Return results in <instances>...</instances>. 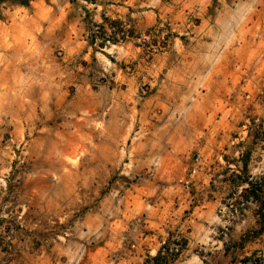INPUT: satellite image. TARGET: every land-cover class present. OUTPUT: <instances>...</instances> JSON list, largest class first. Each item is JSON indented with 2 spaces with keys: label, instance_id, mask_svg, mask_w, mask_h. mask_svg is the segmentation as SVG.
Segmentation results:
<instances>
[{
  "label": "rangeland",
  "instance_id": "rangeland-1",
  "mask_svg": "<svg viewBox=\"0 0 264 264\" xmlns=\"http://www.w3.org/2000/svg\"><path fill=\"white\" fill-rule=\"evenodd\" d=\"M190 1L209 24L221 5L241 16V35L199 39L193 11L183 25L170 20L191 8L182 0H0V219L44 229L53 218L54 233L86 219L78 228L94 223L104 241L111 224L126 237L183 191L192 204L214 194L224 220L242 218L249 201L260 206L243 197L246 184L223 181L264 175V0ZM197 40L217 45L207 65L191 58ZM227 55L237 61L226 64ZM203 92L234 111L229 137L240 141L224 160L233 168V152L249 151L246 175L227 177L220 159L209 176L182 175L198 151L172 153L160 140L166 127L193 121ZM231 200L239 213L221 211ZM169 237L162 253L174 260L179 250L168 251L181 243ZM256 245L242 264H264V237Z\"/></svg>",
  "mask_w": 264,
  "mask_h": 264
},
{
  "label": "crops",
  "instance_id": "crops-1",
  "mask_svg": "<svg viewBox=\"0 0 264 264\" xmlns=\"http://www.w3.org/2000/svg\"><path fill=\"white\" fill-rule=\"evenodd\" d=\"M186 3L191 8L184 10L186 16L184 15L183 20L178 24L174 19L175 15L170 20L177 25H183L187 14L193 11L200 18L199 24L195 26L199 39L228 32H232V36L235 33L241 35V16L234 18V14L225 10V6L221 5L219 10L217 9L213 24H209L210 17L198 7H194L190 0H182V4ZM118 12L121 13L119 9L112 10V16H119L116 14ZM239 45L231 50H241L240 42ZM216 46L214 41L208 43L197 40L192 47L191 58L207 65L213 60L211 53L217 49ZM203 49H206V52ZM217 61L223 62L219 57L214 62ZM225 61L229 64L237 59L233 55H227ZM212 95L211 92H203L199 96L202 101H198L193 107V121H188L185 128L179 130L166 127L161 132L160 140L170 147L172 153L180 151L188 154L191 149L198 151L197 163H194L192 170L182 171V175L191 173L189 175L197 177L205 172V175L209 176L207 173L214 171L209 163L215 162L216 159L225 164L224 168L221 167V172H225L227 177L232 172L241 173L243 152L241 153L240 147L233 152V168H229V162L224 160V154L230 152L231 144L240 141L229 137L230 130L234 127V111L213 102ZM221 97L225 98V94L222 93ZM223 183L228 189L241 186V182L231 183L228 178H225ZM193 195L189 197L188 193L183 191L172 207L167 205L152 212L149 209L147 219L137 226L132 225L131 233L129 231L126 237H119L118 225L111 224L114 235L111 234L104 241L101 239V233L96 232L98 227L94 223L87 225L86 229L78 228L80 224L88 222L86 219L77 221L74 228H63L60 233H54L53 218H46L44 229H34L39 226L38 222L28 228L21 221L17 226L0 219V264H154L152 258L164 248L163 243H170L169 235L173 231L179 234L181 248L177 257L168 260L167 264H242L243 258L253 253L256 242L264 237V232L249 236L241 245L244 231L261 225L259 206L255 205L257 203L247 202L242 210V218L240 214L237 218L224 220L217 214L218 202L214 194L205 196L196 204L190 203ZM226 224L227 232L224 228ZM149 230L153 232L150 233ZM113 253L117 255L115 258Z\"/></svg>",
  "mask_w": 264,
  "mask_h": 264
},
{
  "label": "trees",
  "instance_id": "trees-1",
  "mask_svg": "<svg viewBox=\"0 0 264 264\" xmlns=\"http://www.w3.org/2000/svg\"><path fill=\"white\" fill-rule=\"evenodd\" d=\"M249 157V151H245L241 155V175L247 174V159ZM241 184H246L247 186L244 188L243 197L245 200H255L258 201L260 206L258 209L259 216H260V222L261 225L257 231V233H260L264 230V175L261 177H257L256 180H252L247 176L242 177L241 176ZM162 247L167 248V242H165ZM154 264H167V257L162 253V250H159V252L152 258Z\"/></svg>",
  "mask_w": 264,
  "mask_h": 264
},
{
  "label": "built area",
  "instance_id": "built-area-1",
  "mask_svg": "<svg viewBox=\"0 0 264 264\" xmlns=\"http://www.w3.org/2000/svg\"><path fill=\"white\" fill-rule=\"evenodd\" d=\"M96 28H99L98 26H96ZM107 42H109L108 40H107ZM233 209V212L232 213H239L240 212V209H241V204H240V206L238 205V204H233V202H232V200H231V202L230 203H228V205H224V207L221 209V211L222 212H224V211H226L227 209ZM179 247H180V245L178 244V245H175L174 246V249H169V253L170 252H172V251H174V252H178V250H179ZM163 252H165V250L163 249Z\"/></svg>",
  "mask_w": 264,
  "mask_h": 264
}]
</instances>
